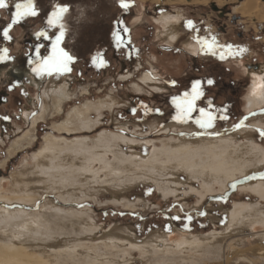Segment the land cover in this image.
<instances>
[{
  "label": "rangeland",
  "instance_id": "rangeland-1",
  "mask_svg": "<svg viewBox=\"0 0 264 264\" xmlns=\"http://www.w3.org/2000/svg\"><path fill=\"white\" fill-rule=\"evenodd\" d=\"M16 2L20 0H7L6 4L4 0H0V57L5 56L4 50L7 49V58L0 61V169L3 173L0 181L1 178L8 180L3 183V196L10 197L14 192L10 181L13 173L24 167H34V154L42 148L45 135L52 134L69 140L83 137H65L54 133L48 124H41L37 129L40 139L38 144L16 155L9 162L6 161L11 143L29 129L31 120L41 112L43 92L54 81L58 85L66 82L70 91L76 93V99L67 106V111L72 107H81L87 101L97 103L112 95L120 102L114 112L102 111L98 130L93 136L90 135L93 138L104 132L133 138L136 137L135 130L139 128L144 137L157 144L158 148L161 147L160 141L166 139L226 136L233 137L237 143H244L249 137L264 149V140L253 131L264 129V116L259 115L264 113V104L248 109L253 82L258 77L264 78V25L259 28L258 24L237 16L236 8L239 6L227 4L223 6V14L212 4L179 6L175 9L166 5L165 0H161V4L128 0L130 7L123 11L118 6L119 0H35L39 15L25 18L9 29V37L5 38L2 30L10 23ZM261 3L264 4V0ZM61 6L68 8L65 14L67 31L62 47L73 56V61L69 63L70 71L37 75L33 71L37 59L35 50L44 45L45 47L40 48L41 55L51 53L52 44L55 43L53 34L59 33L55 27L48 26V20L52 18L51 13L58 11ZM177 13L182 17L174 25L178 34L173 40L166 37L161 19ZM189 21L193 22L194 27L188 25ZM120 25L126 26L129 31L121 33L123 42L120 48H116L111 32ZM41 32L52 36V41L38 39ZM197 38L207 45H212L215 38L216 45L212 48L205 47ZM227 45H232L234 49L243 47L248 51L239 55L233 52L229 56L227 47H224L226 55L222 61L217 49ZM213 51H216L215 56L212 55ZM94 58L96 63L91 62ZM145 74L151 77V83H142ZM208 79L214 81V86L207 85ZM196 81L201 82L205 91V97L197 101L198 108L208 107L216 112L221 106L230 109L228 121L216 122V135L192 136L187 135L191 132L184 128L178 130L173 127L185 125L195 129L194 121L199 118V112L192 113L193 119L188 124H180L175 119L177 108L174 101L183 98L186 91L190 92L191 85ZM82 90H87L89 94L85 97L86 100L81 98ZM208 102L214 103L209 106ZM4 117L10 119L6 120ZM98 117L96 114L92 115V119ZM243 117H250L247 127L242 129L248 132L246 135L238 134L241 130L233 128L237 120ZM64 119L65 117H60L58 120L62 122ZM151 126L155 127L151 129ZM166 128L168 131L165 133L163 131ZM181 132L186 135H179ZM143 140L141 138L138 141L145 142ZM124 149L127 154H132L128 148ZM137 151L149 154L153 151V145L141 146ZM110 157L112 160V156ZM262 173L264 170L250 176L255 179L243 178L238 183H233L237 185L235 189L229 187L224 194L210 195L202 203L198 195H186L184 192L189 190L185 186L179 198H164L152 183H141L117 195L111 191L102 192L82 204L62 203L56 196L46 194L33 207L18 204L10 207H20L37 214L42 212L44 203L51 199L66 209L92 211L98 230L92 238L94 244L90 242L89 245L100 244L98 239L101 240L111 230L114 232L118 228L127 230L138 241L157 234L168 238L169 244H174L180 233L204 236L224 232L229 223L228 211L240 197L249 203L258 202L251 195L242 193L239 187L249 181L261 179ZM180 176L183 182L187 181L184 173ZM194 185L200 187L199 183ZM128 201L132 204L141 202L140 208L129 209L122 206L123 202L129 203ZM0 206L5 204L0 203ZM201 209L206 215H201ZM188 215L193 217L191 222L186 219ZM177 216L181 220L173 219ZM262 230V227L256 226L243 231L246 239L233 243L236 253L229 255L232 260L229 264H252L241 260L243 255L248 256L254 264H264L257 254L252 253L258 247L254 234ZM134 250L131 251V260L134 261L131 264H143L140 251ZM232 250L229 251L232 253ZM215 251L217 250L213 251V255L205 253L210 260L213 258L207 264H224L217 259L223 252ZM210 255L213 257L210 258ZM201 261H186L185 264H199Z\"/></svg>",
  "mask_w": 264,
  "mask_h": 264
},
{
  "label": "bare ground",
  "instance_id": "bare-ground-1",
  "mask_svg": "<svg viewBox=\"0 0 264 264\" xmlns=\"http://www.w3.org/2000/svg\"><path fill=\"white\" fill-rule=\"evenodd\" d=\"M140 1L161 4V0ZM261 1L165 0V4L175 9L212 4L220 13L225 12L223 6L232 4L239 6L236 8L237 16L258 24L260 28L264 25V4ZM181 17L177 13L161 19L166 37L175 40L178 33L174 25ZM151 82V77L145 74L142 83ZM82 91L81 98L86 100L89 94L87 90ZM42 99L41 112L31 120L29 129L11 143L7 162L38 144L37 129L41 124H48L54 133L65 137H83L69 140L45 135L42 148L34 154V167H24L11 175L14 192L10 197L1 193L4 181H8L1 178L0 203L5 206H0V264H131L134 262L131 260L134 249L140 251L143 264H185L186 261L201 259L202 264H207L213 256L210 255V260L205 253L213 255L214 250L223 252L217 259L229 264L232 261L229 255L236 253L233 243L246 239L243 231L256 226L263 230L254 234L258 247L252 253L264 262V179L249 181L239 187L242 193L251 195L258 202L249 203L240 197L228 211L229 223L224 232L204 236L180 233L174 244H169L168 238L157 234L138 241L127 230L118 228L98 239L100 244L89 245L90 242L94 244L92 238L98 230L92 211L66 209L51 199L37 214L20 207L11 208L15 204L33 207L46 194L56 196L62 203L82 204L102 192L111 191L117 195L141 183H152L164 198H179L185 186L189 191L184 193L198 195L202 203L210 195L224 194L230 184L264 170V149L249 137L244 143H237L233 137L226 136L172 138L160 141L159 148L147 140L139 128L133 138L110 132L93 138L90 135L98 130L102 111L114 112L120 104L113 95L97 103L87 101L81 107L67 111V106L76 99V93L70 91L66 82L58 85L54 81L45 89ZM263 104L264 78L258 77L252 84L248 109ZM94 114L99 116L98 119H92ZM60 117L65 119L60 122ZM173 127L178 130L184 128L188 132L195 130L185 125ZM166 131L167 128L163 132ZM238 134L246 135L248 132L241 130ZM141 138L145 142L138 141ZM149 144L153 145L151 153L137 151ZM125 147L132 154H127ZM181 173L187 176L186 182L181 180ZM2 175L0 169V177ZM194 183H199L200 187H195ZM140 204L123 202L122 206L136 209ZM241 260L254 264L248 256H241Z\"/></svg>",
  "mask_w": 264,
  "mask_h": 264
},
{
  "label": "snow or ice",
  "instance_id": "snow-or-ice-1",
  "mask_svg": "<svg viewBox=\"0 0 264 264\" xmlns=\"http://www.w3.org/2000/svg\"><path fill=\"white\" fill-rule=\"evenodd\" d=\"M4 3H7V0H4ZM118 6L120 7L121 11L125 8H129L130 5L128 3V0H119ZM15 11L12 13L10 18V23L8 25L4 26L3 36L5 38L9 37V29L13 28L15 25L21 23L25 18H34L39 15V9L36 6L35 0H20V2H16L13 5ZM68 12V8L66 6L59 7L58 11L51 13V19L48 20V26L55 27L58 31V35H54L55 43L52 44V50L51 53L47 56L41 55L40 48L45 47L44 45H41L40 48H37L35 50L37 59L35 61V67L33 68V71L37 75L47 74L52 75L53 73H61V72H68L70 71L69 63L73 61V56L70 55L64 47H62L67 26L65 24V14ZM189 26L194 27L193 22H188ZM129 30L126 26H117L115 29L111 32V36L113 39V42L116 46V48H120L123 42V36L122 32L127 33ZM37 38H44L48 39L50 42L52 41V36L46 35L44 32H41L38 34ZM198 42L204 44L203 41H200L199 38H197ZM216 41L215 38H213L212 45L204 44L205 47L212 48L215 47ZM224 47H227L228 52L227 55L231 56L233 52L236 53V55H239L240 53L247 52L248 49L246 48H238L234 49L232 45L227 46H221L217 50L220 52V59L223 61L225 59L226 53L224 52ZM5 56L0 57V61L7 58V49L4 50ZM212 55H216V51L212 52ZM93 63H96L95 58L91 61ZM101 63H104L103 60L100 61ZM207 85L209 87L214 86V81L212 79H208L206 81ZM205 97V91L202 87V84L200 81H196L191 85V91L185 92L183 98L178 99L174 101L176 108H177V116L175 117L176 121L180 124H188L189 121H192V113L193 112H199V118L195 119V131L191 133H187V135L192 136H211L218 134L216 132V122L217 121H228L230 119V109L223 108L221 106V109L216 112L215 109L209 110L208 107H197V101L201 100ZM209 106L214 102H208ZM131 111V110H130ZM214 112L216 114H214ZM133 115H135L134 112H132ZM256 114L254 113L253 116ZM259 115L264 116V113H260ZM4 119H10L8 117H4ZM250 117H243L241 119H238L237 122L233 125L234 130H242L243 128L247 127L248 120ZM257 133V135L264 140V129H253ZM179 135H186V133L181 132ZM261 179H264V173L261 174ZM249 179H255V177H249ZM231 188L235 189L237 187L236 184L230 185ZM220 199H223V197H220ZM201 215H206V212H204L202 209L199 210ZM174 220H181V217H173ZM186 219L191 222L193 217L191 215H188ZM187 227V226H186Z\"/></svg>",
  "mask_w": 264,
  "mask_h": 264
},
{
  "label": "flooded vegetation",
  "instance_id": "flooded-vegetation-1",
  "mask_svg": "<svg viewBox=\"0 0 264 264\" xmlns=\"http://www.w3.org/2000/svg\"><path fill=\"white\" fill-rule=\"evenodd\" d=\"M17 79H20V77H17Z\"/></svg>",
  "mask_w": 264,
  "mask_h": 264
}]
</instances>
